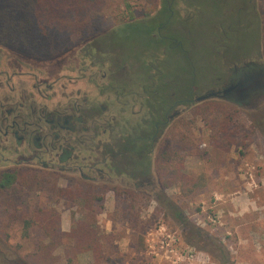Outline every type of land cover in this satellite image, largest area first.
Listing matches in <instances>:
<instances>
[{
	"label": "rangeland",
	"instance_id": "obj_1",
	"mask_svg": "<svg viewBox=\"0 0 264 264\" xmlns=\"http://www.w3.org/2000/svg\"><path fill=\"white\" fill-rule=\"evenodd\" d=\"M101 1L91 12L92 32L56 35L53 42H62L64 51L59 46L56 54L32 56L0 43V58L12 61L19 54L40 65L67 62L75 60L79 46L103 36L100 44L116 64L126 63L133 78H146L142 65L153 41L142 25L130 24L156 16L165 0ZM256 5L258 12L253 14L241 0L175 2L179 21L174 31L182 41L186 37L187 56L175 55L171 45L165 46L157 84L161 108L170 100L169 91L187 96L196 77L199 97L223 82L218 78H228L236 66L255 62L264 68V0ZM200 103L232 107L237 113L228 126H223L224 115L217 110L198 115L193 108L177 120L162 155L169 151L185 157L186 180L164 188L161 177L153 173V185L146 189L160 186L152 196L135 191L130 196L110 194L92 213L80 200V191L68 188L62 197L60 189L65 188L43 178L0 191V264H26L47 241L39 224L24 236L25 221L34 220L39 209L55 212L63 231L71 230L74 216L112 235L114 241L105 248L110 260L106 264H264V130L258 126L264 118V99L255 106L219 98ZM170 202L183 211L195 233L172 218ZM56 254L63 257L64 250ZM90 263L86 255L74 264ZM59 264L67 263L62 258Z\"/></svg>",
	"mask_w": 264,
	"mask_h": 264
},
{
	"label": "flooded vegetation",
	"instance_id": "obj_2",
	"mask_svg": "<svg viewBox=\"0 0 264 264\" xmlns=\"http://www.w3.org/2000/svg\"><path fill=\"white\" fill-rule=\"evenodd\" d=\"M176 1L165 0L156 16L139 24L153 41L142 65L146 78H133L126 63L116 64L100 44L103 36L79 46L75 60L67 62L40 65L19 54L12 61L0 58V179L20 185L43 178L65 188L62 197L68 188L94 190L104 198L159 192L160 184L146 187L153 185V173L159 177L165 138L200 103L196 77L187 96L169 91L168 104L160 107L165 46L187 56L186 37L182 41L174 31ZM257 1L241 0L253 14ZM217 81L223 82L208 87L202 96H213L204 101L255 106L264 99V68L258 63L236 66Z\"/></svg>",
	"mask_w": 264,
	"mask_h": 264
},
{
	"label": "trees",
	"instance_id": "obj_3",
	"mask_svg": "<svg viewBox=\"0 0 264 264\" xmlns=\"http://www.w3.org/2000/svg\"><path fill=\"white\" fill-rule=\"evenodd\" d=\"M100 2L102 1L0 0V43L18 48L20 52L24 51L32 56L52 55L60 49L64 51L65 45L62 42L53 41L66 31L88 33L93 29L95 22L91 12ZM140 22L130 25L139 26ZM51 41L52 45H50ZM58 47L60 49H57ZM197 106L196 114L198 115L221 111L224 115L223 126H228L237 113V110L232 107H218L216 104L197 103ZM263 120L264 118H261L258 121L260 122L258 126L264 130ZM157 170L164 188L183 182L186 180L185 157L177 152L165 151L158 158ZM14 185L15 181L10 178L0 179V191ZM78 191H80V200L86 201L85 208L90 212L95 213L96 207H103L105 198L94 190ZM169 204L167 209L172 218L179 221L192 234L195 233L194 225L190 223L183 211L177 205L171 202ZM55 215L53 211L39 209L35 213L34 220L25 221L24 236L28 235L33 225L39 224L47 237V241L41 243L35 253L29 256L26 264H59L62 258L67 264H74L86 255L91 258L90 264H106L110 261L105 248L107 244L114 241L112 235L101 231L96 224L84 219H76L74 216L71 230L63 231L59 218ZM59 249L64 250L63 257L56 254Z\"/></svg>",
	"mask_w": 264,
	"mask_h": 264
},
{
	"label": "water",
	"instance_id": "obj_4",
	"mask_svg": "<svg viewBox=\"0 0 264 264\" xmlns=\"http://www.w3.org/2000/svg\"><path fill=\"white\" fill-rule=\"evenodd\" d=\"M211 96H213V94H208V95H204V96H201V97H198V102H202L208 98H210Z\"/></svg>",
	"mask_w": 264,
	"mask_h": 264
}]
</instances>
